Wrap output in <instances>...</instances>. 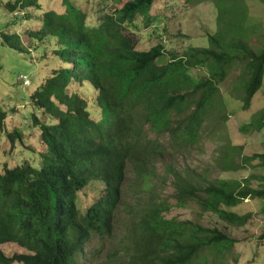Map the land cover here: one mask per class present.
Returning <instances> with one entry per match:
<instances>
[{
  "label": "trees",
  "instance_id": "1",
  "mask_svg": "<svg viewBox=\"0 0 264 264\" xmlns=\"http://www.w3.org/2000/svg\"><path fill=\"white\" fill-rule=\"evenodd\" d=\"M155 2L131 0L90 28L86 15L63 0L64 13H43L40 29L25 34L27 46L19 33L2 34L3 46L29 54L33 45L36 56L58 66L29 96L34 108L57 121L46 124L34 117L41 129L43 166L24 163L0 174V246L14 243L27 250L11 256L0 248V264H81L93 238L112 242L120 225L127 227L125 246L90 252L97 264H225V252L235 241L217 228L166 218L170 207L161 196L164 186L175 189L178 207L195 201L203 212L234 225L245 224L246 218L230 209L248 198L264 201V189L251 188L247 180L202 182L196 171L176 165L191 155L207 118L220 114L218 83L236 61L242 63L243 107L251 106L264 82V49L255 53L238 23L221 26L209 37L210 48L171 53L169 62L161 63L163 45L139 51L124 34V25L137 16L148 25L153 21ZM217 6L221 20L237 14L222 0ZM6 8L20 14L39 5L15 0ZM29 17L23 13L19 20ZM43 42L52 43L49 59L41 55ZM198 67L207 70V78L190 74ZM5 114L0 111V127ZM252 125L264 126V110ZM9 138L16 146L20 131ZM253 159H262L264 166V154L246 157ZM98 183L104 186L101 194L82 214L79 194ZM126 186L133 204L126 202ZM122 205L127 219L119 221Z\"/></svg>",
  "mask_w": 264,
  "mask_h": 264
},
{
  "label": "rangeland",
  "instance_id": "2",
  "mask_svg": "<svg viewBox=\"0 0 264 264\" xmlns=\"http://www.w3.org/2000/svg\"><path fill=\"white\" fill-rule=\"evenodd\" d=\"M15 0H0V111L6 113V119L0 127V174L6 169H15L24 163L34 168L43 166L40 151L42 149L41 129L35 127L34 117L46 124L57 121L43 111L33 107L29 96L38 90L43 81L50 76L58 62L49 59L53 54L52 43L43 42L45 52L41 53L49 60H41L30 46L31 53H18L2 45L3 33H19L27 46L25 34L40 29L42 14L65 12L63 0H37L39 8H28L23 13L29 14L27 21L19 20L23 13H10L6 4ZM70 5L86 15L87 26L97 27L102 18L119 10L131 0H66ZM218 0H156L150 11L153 21L148 25L145 17L137 16L132 25H124V34L130 37L139 51H148L156 45L165 47L161 63H168L170 54L183 55L189 49L210 48L209 37L222 28L236 27L242 24L248 37L245 43L259 54L264 49V0H222L229 7H234L237 14L227 20L220 19ZM41 60V61H40ZM242 63L234 62L225 79L218 83L217 94L220 114L209 117L201 132L197 144L191 147V155L176 162L179 168L196 171L205 181L214 183L218 180L248 181L253 189H264V166L262 159L246 160L254 154H264V128L256 129L252 123L259 121V114L264 107V84L252 101L249 110L243 107V89L237 81L242 72ZM62 66V64H61ZM190 74L197 80L208 77L205 68L190 69ZM23 80L29 82L23 85ZM19 130L21 138L12 144L9 133ZM157 168L161 170L160 165ZM130 178L131 175L129 174ZM201 181L200 177H196ZM104 186L91 185L79 194L78 205L82 214L92 206ZM134 192L135 189H132ZM126 202L134 203L128 187H125ZM175 189L170 183L161 193L170 209L164 216L179 221H192L207 228H217L235 241L231 251L225 252V264H264V201L260 198H248L237 207L230 209L246 218L243 225L224 222L215 213H206L193 201L186 207H178ZM120 207L118 220L127 219ZM125 222V221H124ZM117 227V225H116ZM127 229L120 225L116 228V237L111 241L93 238L86 249V258L81 264H97L96 257L91 259L90 252L104 247L114 251L125 246L122 232ZM127 242V241H126ZM1 248L11 256L26 253L18 244L9 243Z\"/></svg>",
  "mask_w": 264,
  "mask_h": 264
},
{
  "label": "clouds",
  "instance_id": "3",
  "mask_svg": "<svg viewBox=\"0 0 264 264\" xmlns=\"http://www.w3.org/2000/svg\"><path fill=\"white\" fill-rule=\"evenodd\" d=\"M99 26V25H98ZM238 77H239V75H238ZM238 77H237V81L239 82V84H241V82L239 81V79H238ZM25 82H27V84H25ZM263 84H264V82H263ZM23 85L24 86H28L29 85V82L27 81V80H23ZM260 91V90H259ZM258 91V92H259ZM257 92V93H258ZM257 93L255 94V96L257 95ZM255 96L253 97V99H252V101L254 100V98H255ZM252 101H251V105H252ZM243 106H244V103H243ZM251 107V106H250ZM250 107L248 108V109H246V110H249L250 109ZM264 110V107H263V109L261 110V112H260V114H259V117L261 118V113H262V111ZM256 122H258V121H256ZM254 123V122H253ZM252 123V124H253ZM264 128V126L262 127V128H259L258 130H262ZM255 155V154H254ZM253 156V155H252ZM251 156V157H252ZM160 165V167H161V170H160V168L158 169V174L159 175H162L163 173H164V167H163V165L162 164H159ZM5 245V244H4ZM3 246V245H2ZM0 248H1V246H0ZM2 249V248H1ZM25 249V248H24ZM3 250V249H2ZM4 251V250H3ZM27 251V250H26ZM5 252V251H4ZM6 253V252H5ZM27 253V252H26ZM17 254V253H16Z\"/></svg>",
  "mask_w": 264,
  "mask_h": 264
},
{
  "label": "built area",
  "instance_id": "4",
  "mask_svg": "<svg viewBox=\"0 0 264 264\" xmlns=\"http://www.w3.org/2000/svg\"><path fill=\"white\" fill-rule=\"evenodd\" d=\"M25 84H27V82H25Z\"/></svg>",
  "mask_w": 264,
  "mask_h": 264
}]
</instances>
